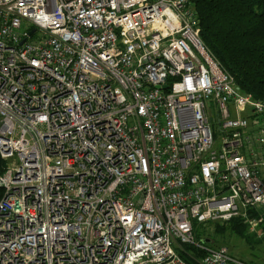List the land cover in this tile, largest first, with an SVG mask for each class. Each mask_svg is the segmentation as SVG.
I'll use <instances>...</instances> for the list:
<instances>
[{
  "label": "built area",
  "instance_id": "2783aa9c",
  "mask_svg": "<svg viewBox=\"0 0 264 264\" xmlns=\"http://www.w3.org/2000/svg\"><path fill=\"white\" fill-rule=\"evenodd\" d=\"M196 13L0 0V264H250L196 227L263 223L264 100Z\"/></svg>",
  "mask_w": 264,
  "mask_h": 264
},
{
  "label": "trees",
  "instance_id": "16d2710c",
  "mask_svg": "<svg viewBox=\"0 0 264 264\" xmlns=\"http://www.w3.org/2000/svg\"><path fill=\"white\" fill-rule=\"evenodd\" d=\"M192 2L200 22L202 39L235 78L237 88L243 94L264 100V0ZM6 169L7 162L0 155V176ZM3 195L4 192L0 189V200ZM213 226V233L220 236L231 233L246 240L256 236L250 234L248 226L240 220ZM260 229L264 233V212ZM196 235L213 247L218 245L217 239L208 234L207 227H196ZM196 253L200 255L199 252ZM182 256L189 264H197L187 254ZM247 262L254 264L252 261Z\"/></svg>",
  "mask_w": 264,
  "mask_h": 264
},
{
  "label": "rangeland",
  "instance_id": "374dc122",
  "mask_svg": "<svg viewBox=\"0 0 264 264\" xmlns=\"http://www.w3.org/2000/svg\"><path fill=\"white\" fill-rule=\"evenodd\" d=\"M212 124L215 136L217 138L218 133L216 123L213 122ZM197 227L206 228V225ZM213 229L214 226H209L207 231L208 234L212 235L213 239H217L218 245H216V247L225 246L237 257H240L250 262L252 261L254 262V264H264V233L260 229V227L254 233L248 230L250 234H256V236H254V238L251 240H246L231 233H227L221 236L216 235L213 233Z\"/></svg>",
  "mask_w": 264,
  "mask_h": 264
},
{
  "label": "water",
  "instance_id": "95a60500",
  "mask_svg": "<svg viewBox=\"0 0 264 264\" xmlns=\"http://www.w3.org/2000/svg\"><path fill=\"white\" fill-rule=\"evenodd\" d=\"M165 89L167 88V86L164 87Z\"/></svg>",
  "mask_w": 264,
  "mask_h": 264
}]
</instances>
